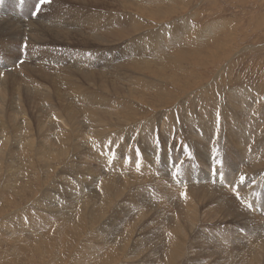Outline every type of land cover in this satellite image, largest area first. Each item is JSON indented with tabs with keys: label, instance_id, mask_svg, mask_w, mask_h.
I'll return each mask as SVG.
<instances>
[{
	"label": "rangeland",
	"instance_id": "374dc122",
	"mask_svg": "<svg viewBox=\"0 0 264 264\" xmlns=\"http://www.w3.org/2000/svg\"><path fill=\"white\" fill-rule=\"evenodd\" d=\"M30 1L31 5L34 0ZM150 1L151 0L127 1L129 3L139 5L141 10L146 8L144 9V11L139 12L140 15L124 11V13H126L130 18L129 24H131L132 22H136L137 25H142V38L148 39L146 40V42L149 43L150 41H152L149 44H159L157 53L158 59L154 54L147 51L146 48L142 46L146 50L145 53H147L149 56H153H150L151 60L147 61L151 64H147L144 61H142L143 63H140L141 67L137 72L138 74L134 77V82L137 83V85L134 82L130 84V90H133L136 87L137 88L135 90L136 94L134 95L133 100L128 102V104H131L132 107L130 106L127 112V117L135 114L132 119H135V122L137 123L153 120L152 122L154 123V129L157 131L156 140H158L157 142L159 144H162L159 145L160 147L158 149V152L156 153V156L158 155L161 160V162L157 161L158 163L153 161L154 157L151 156L148 148L147 150L144 148L140 149L139 151L141 153L140 159L143 161H147L148 156H151L149 159V166L153 165V169H147V172L153 171V173L155 174H152L153 176L145 173L137 175L139 177V180H141V178L143 177L142 180H146V182L149 183L151 182L150 185H148L150 186V188L146 187L149 190L145 188V192L149 193L151 191L149 193L150 204L145 201L147 202V209H139L136 212V214L140 212H149L147 213L148 216H146L143 220L140 219L139 221H134V219H132L133 216H129L127 212H123V208H129L128 206H123L124 204L121 203V197L119 196L110 204L100 203L99 192L97 189H95L99 185H88L89 182L94 180V176L88 175L84 171L79 169H64L68 166L65 164L69 162V158L65 157L62 161L55 160L56 162L51 164L54 169L52 168L49 172L46 173H44V171H47V168L44 167V165H41V167H36V171H33L32 167L28 166L30 165L29 163H27L28 159H26L25 161L27 170H25V167H20V170L16 171V166L18 165V160H16V162L14 161L13 165V173H17L7 174L9 171L6 166L4 167L3 171L0 172V264H76L77 262L79 264H97L98 261L102 264L104 260H107L105 258L106 254L112 253H114L115 255L110 257L111 264H157V260L161 261L166 256V251L168 252L169 256L165 257V259L162 261L163 264L166 260L168 261L167 264H171L170 261L172 260L174 261L173 264H213V262L217 261L218 259L222 260L223 264H247L248 261L246 259L251 257L250 255L253 252L252 249L254 248L251 246L257 244L255 246L259 247L258 244L263 241L261 240V238H264V236L262 235L263 233L259 232L258 235V230L253 224H251L250 220L247 219V221L244 223L242 219L243 217H245L248 210L250 212H252V210H256L255 208L249 207L250 196L252 193V188L254 186L258 185L259 187V185L262 184L264 187V169L251 171L249 170L250 167H246L247 165H243L242 163L236 162L233 159L227 158L225 159V162H223V160H220L223 164H219L218 168L216 166L215 168L218 169L219 172L223 173L225 169L228 173L231 174V177L228 179L226 185L218 184V186L213 184V187L212 184H206L210 181H199V179L194 178V176L192 177L190 170H188V168L192 169L193 167H195V170L197 172L200 171L199 173L202 176L204 174L205 177L207 175L212 176L213 174H208L209 168L207 167L209 164V160L207 161L204 157V163H206V166L204 164L203 167V163L201 162L202 159L196 155L191 154L188 144L183 139L181 140L173 134V145L178 146L179 151L181 152L179 153L176 150L169 151L170 153H172V155L177 154L181 156V158L177 160V163L179 164L175 162L178 166L181 165V168L180 166L178 167L179 169H177L176 167V173H174L172 176L171 174L167 173L169 172V169L167 167L168 163L166 164V162L169 159L165 155L167 151L164 147V141H162V139L160 138L162 131H166L171 127V129L175 133V118L179 123H186L185 120L187 118L195 116L196 114H198L197 112H203L206 108L204 105L207 102L213 105V107L215 108H213L214 111L216 109H219L216 110V113H219L223 108L222 105L231 106V103L234 105V102H239L241 98L247 99V104L252 105L254 108H251L252 106L247 105L248 109L246 108V110L249 111H244V115L241 114V112H238L237 114H235L234 112L232 113L233 116H235L236 118H239L241 116L245 120H250L252 122H257V120L259 119L258 122L260 126H263L262 128H264V0H163L164 2L162 0ZM157 1H160V3H158ZM165 2H167V5ZM158 10L161 11V13L163 14L162 16H150V11L153 12ZM27 11L29 12L30 10L27 9ZM44 11L47 14L49 12L54 14L55 11L59 10L57 6L53 4L49 8H46ZM118 12L120 11L106 10L100 7L92 6L90 7L89 12L86 14L83 29L89 30L90 32H99L105 30L109 28L112 17ZM18 15H21V13L19 14V11ZM136 15L140 16V18H135ZM163 17L165 18L164 20H162L164 22H158L160 21V18ZM151 18L156 19L157 21L152 20ZM184 22H187L188 24L187 30L183 26H180V24ZM189 24L191 28L189 27ZM156 29H158L159 31ZM154 33L157 35L155 36ZM126 40L129 41V39ZM158 40L161 43H157ZM170 40L173 41L171 42ZM17 45L18 42L17 44H15V47ZM54 46L58 47L59 45H53L49 43L43 45L48 54H50L51 49ZM173 46L176 47L173 48ZM196 46H199L201 48H198L194 52H192L195 55L188 56V59L184 60L185 63L183 62V59L179 60L180 55H178V52L182 50V48L185 49V47L190 48ZM142 47L139 51L137 50L138 53H144L142 51ZM16 48H18V46ZM85 48H90L93 52H103L102 50H104L103 47H97L95 45ZM97 48H99L100 50ZM175 52L178 53L175 57L176 59L171 60L170 57ZM160 53H162V55ZM152 59H154L155 61L153 60L152 62ZM159 59L162 61H160ZM177 59L179 61H177ZM19 60L22 59L19 58L15 62V64H17ZM141 60L145 59L142 58ZM158 62H161L159 63L160 65L157 64ZM175 62L177 65L175 64ZM85 63L86 56H80L78 59H75L71 62L70 67L75 69L76 65L81 68L85 65ZM8 70L9 68L5 70L4 74L9 73L20 77L16 70ZM180 72L182 74H180ZM51 73L53 72L51 71ZM185 80L188 81V84ZM42 82V79L36 80V83L39 85H41ZM137 90H139L140 92ZM231 92L232 94L234 92V95L229 97L228 95L231 94ZM158 95H161V97L163 98L162 102L160 103L156 101ZM199 95H203V97L197 99L196 97ZM226 96H228L230 99L227 100V104ZM26 106L31 113V116H29L26 121L30 123L31 131L35 133L32 138L35 141H40L42 139L44 140L46 137V133L44 131H41L40 136L37 135V129L39 128L43 130L46 125L44 113L38 108L37 105H33L30 102H28ZM234 106L236 107V105ZM235 107H231L230 109H234ZM79 120L80 119H78V122ZM16 121H18L17 123L19 126H23L21 125L22 118L16 116ZM260 121H263V125ZM125 126L126 125H119L115 127L113 126L111 127L110 132H117L120 127ZM54 135L55 134H53V132L49 135L47 133V137H50V139L55 138ZM82 136L83 138L80 139L79 145L82 142L81 146H83L82 148L86 151V141L87 138L89 139V137H87L89 135L85 136L82 133ZM84 139L86 140L84 141ZM119 140L122 142V139ZM83 142H85V144ZM199 143L200 145L204 144V142L202 141H200ZM185 145L187 146V148ZM90 148H88V150ZM54 150L58 151V149ZM88 150L86 152L89 153ZM145 150L147 151V153ZM96 151V149H91V153H89V155L86 154L87 156L85 157H82L81 161L82 163L87 165L91 164V167L99 171L100 168H103L102 166L100 167L98 163H100V161H103V159L105 158L104 156H102V154ZM233 151L234 153H236V151L238 150L234 148ZM54 153L55 152L53 151L52 154L54 155ZM238 153H240V151H238ZM182 157H184V159ZM122 158L123 157L120 156L119 159ZM190 158L192 161L195 160L196 163H194L195 161L193 163L190 162ZM197 158L201 160L199 161ZM186 159L189 161H187ZM120 162L118 161V165L116 164L115 167H110V170H107L109 168L108 166L104 168V170H101L104 172L103 175L106 173L107 175L105 174V177L111 176L110 172L113 170V168H115V171H120L119 173L122 174L123 172L119 169L126 163L125 161ZM226 162H228V164ZM175 163L174 165H176ZM197 163H199L200 165ZM230 163L240 164L237 168L239 170L230 169ZM73 164L74 163H72V168L75 167ZM96 164L98 165V167H96ZM225 164L226 167L224 166ZM130 166L132 167L133 165ZM154 166H156L157 168H155ZM169 167H171V165ZM164 168L167 170H165ZM42 169H44L43 172L40 171ZM181 169H184L186 174L184 170L182 172ZM204 169L208 171H205ZM228 169H230V171ZM37 171H39V174H36ZM22 173H27L28 176L24 177ZM176 174L179 178H176ZM189 175L191 176V178L189 177ZM240 175L246 177L243 184L238 183V178ZM153 177L155 179H153ZM163 178L164 180H162ZM194 181H198L199 183L197 182L196 184H194ZM96 182L97 181L95 180L94 183ZM190 182H193V184L191 185ZM185 183H188L190 186L187 184L185 185ZM175 184L177 185L175 186ZM225 187L227 188L225 189ZM157 188H159V190ZM221 189L223 190L221 191ZM237 192L239 193V199L237 198ZM182 193H186L187 197L191 195L193 199L194 196H196L201 200H204L202 207L205 210H202L203 208H197V212L199 213V220L202 221H197L195 226L190 230L191 232L188 234L186 233L188 235L186 242L188 241L190 245L186 244L182 237L178 238V236L176 239H169L164 238V235H162L161 233L164 229L166 220H168V216L175 215L180 210L182 206V199H185V196L182 195ZM256 193H260L259 196L262 197V201L261 203H259V205L262 206V203L264 202V192L261 191ZM199 195H206L207 197H209V199L200 197ZM155 196H157V198H154ZM109 197H113L112 193L109 195ZM162 197L165 198H163L162 200ZM210 198L218 199L219 203L211 204L212 201L210 200ZM145 202H143V204ZM102 205H105V208ZM141 206L143 207V205ZM76 209L82 210L81 213L84 210L85 213H78L76 212ZM111 210H113L114 213ZM115 211L116 213H118L116 214ZM232 212H234V214ZM111 213L113 214V216ZM209 213L220 216L218 219H215L212 215V219H210L211 217L209 216ZM136 214L134 215V217H136ZM222 214L225 215V218H221ZM255 216L258 223L257 227L262 225V227L264 228V215H262V213H255ZM139 222L141 224H139ZM249 223L251 224V226ZM130 224H132V226H130ZM249 228H251V230H249ZM135 231L137 232V234ZM141 233L142 235H140ZM246 233H249V236ZM203 234L204 237L202 238L201 244L196 242L198 237H201L200 235ZM129 235L132 237H130ZM245 236L249 238H246ZM143 240H145V242H143ZM190 241L192 242V244L190 243ZM182 242L184 243V245ZM197 244H200L202 251L196 252L195 256L194 251H196V249L199 247ZM245 244L246 246H248L246 247ZM157 245L159 246L157 247ZM213 246L219 249L218 254H213L211 252ZM45 250L47 253L45 252ZM136 251H139V253ZM91 253H93L94 256ZM190 254H192V258L188 257L190 256ZM242 254H244L245 256ZM149 255L150 258H148ZM102 256L105 259H103ZM240 260L242 261V263L240 262Z\"/></svg>",
	"mask_w": 264,
	"mask_h": 264
},
{
	"label": "bare ground",
	"instance_id": "6f19581e",
	"mask_svg": "<svg viewBox=\"0 0 264 264\" xmlns=\"http://www.w3.org/2000/svg\"><path fill=\"white\" fill-rule=\"evenodd\" d=\"M5 1H6V4L4 8L0 9V55L2 56V59L0 62V73H3V75H0V134H1V137H0V172H2L4 167L6 166L9 171L7 174L13 173V170H14L13 165H14V161L16 162V160H18V165L17 166L15 165L16 171H19L20 167H25V170H27V166H25L26 165L25 161L26 159H28L27 163L30 164L28 166H31L33 171H36L37 169L36 167H41V165H44V167L47 168L46 169L47 171H44V173H46V172H49L53 168L51 164L56 162L55 160L62 161L66 157V158H69L68 159L69 162L65 164L68 166L67 168H64V169H69V170L79 169V170L84 171L88 175L94 176V180L89 182L88 185L90 186L93 184L99 185L95 189H97L99 192L100 203L110 204L111 202L116 200V198L119 196L121 197V200H120L121 203L124 204L123 206H128L129 208V209H125L122 207L123 212L125 213L127 212L129 216H133L132 219H134V221L145 219V217L148 216L147 213L149 212H140L138 214H136V212L139 209L146 210L147 202L150 204L149 193L151 191L147 193L145 192V190L146 189L149 190L146 187L150 188V186L148 185H150L151 182L149 183V182H146V180H142L143 177L141 178V180H139V177L137 175L138 174L141 175V173L150 174V175L154 174L153 171L152 172L149 171L153 169V165L149 166L150 165L149 159L151 156H153L155 159V160L153 159V161L161 162L159 156L158 155L156 156V153L158 152V149L160 147L159 145H162V144H159L157 142L158 140H156L157 131L154 129V126H153L154 123L152 122L153 120L137 123L135 122V119H132L133 116H135V114H132V115L129 114L130 116L127 117V112L129 110V107L130 106L132 107V105L131 104L129 105L128 102L133 100V97L136 94L135 90L137 88L136 87L135 89L130 90V84L134 82V77L138 74L137 72L141 67L140 63H143L142 61H144L147 64H151V63H148L147 61H150L151 60L150 56H153V55L149 56L147 53H145V51L147 50L151 52L157 58L159 44L153 45V44H149L152 41H150L149 43L146 42V40L148 39L142 38L143 37L141 33L142 25L141 26L137 25L136 22H132L131 24H129L130 18L126 13H124V11L128 13L139 14V12L144 11V9L146 8L143 9L142 7L143 10H141L139 5L134 4V3H129L127 2L128 0L127 1L126 0H51L50 3L42 5L38 14L32 17L33 15L32 16L30 15L32 10L29 12L27 11V9L29 8L30 2H31L30 0H27V1L25 0L24 3L21 5L20 10L17 8L14 0H5ZM35 1L37 2V0H34L33 2ZM167 2H165L166 5H167ZM158 3H160V1ZM53 4L57 6L59 11H55L54 14L51 12L47 14L44 10L46 8H49ZM92 6L100 7L106 10H115V11H120V12L114 14V16L112 17L110 21L109 28L99 31V32H90L89 30L83 29V26H84L86 14L89 12L90 7ZM18 11H19V14L21 13V15H18ZM162 15L163 14L161 13L160 10L153 11V12L150 11V16H162ZM135 18H140V16L136 15ZM151 19L157 21L156 19H153V18ZM164 19H165L164 17L160 18V21L158 22H164L162 21ZM127 20H128V24H127ZM180 26H183L184 28H186V30L188 29L187 22L180 24ZM189 27L191 28L190 24H189ZM154 35L156 36L157 34L154 33ZM126 39H129V41ZM125 41H128V42H125ZM17 42L22 46L14 50V44H17ZM47 43L53 44V45H59V46L58 47L54 46L51 49L50 54H48L46 49L43 47V45ZM157 43H161V42H159L158 40ZM25 45H27V47H25ZM92 45H95L97 47L99 46L103 47L104 49L102 50L103 52L101 51L93 52L90 48H85L89 46L91 47ZM142 46H144L146 50ZM81 47H84V48H81ZM107 47H110V48H107ZM141 47L144 53H141V52L138 53ZM174 47L176 46H173V48ZM198 48H201V47L196 46V47H190V48L185 47V49L182 48V50L178 52L179 54L176 53L177 52L176 51L174 54H172L170 58L171 60H174L176 59L175 57L178 54L180 55L179 60L183 59V62H184V60L188 59V56L195 55L192 52H194ZM160 54L162 55V53ZM80 56H86L85 65L81 68H79L76 65H75V69L71 68L70 67L71 62L75 59H78ZM16 57L23 59L22 63L18 62L17 64H15V62L17 61V59H15ZM142 58H144L145 60H141ZM153 60L154 59H152V62ZM179 60L177 59V61ZM159 63L161 62H158L157 64ZM7 68H9V70L11 69L16 70L18 74L20 75V77H18L17 75L9 74V73L4 74ZM50 70L53 73H51ZM180 74L182 73L180 72ZM37 79L43 80L41 85L36 83ZM185 81L188 84V81L187 80ZM181 82H184V81H181ZM135 84L137 85V83ZM233 95H234V92L233 94L231 92V94H229L228 96L231 97ZM228 96H226V104H227V100L229 99ZM200 97H203V95H199L196 98L199 99ZM162 100L163 98L161 97V95H158L156 101L160 103L162 102ZM28 102L32 103L33 105H37L38 108L44 113V116L46 119V125L43 130L39 128L37 129V135L39 136L41 134V131H44L46 133L45 134L46 137L44 140L42 139L40 141L38 140L35 141L32 138V136L35 133L31 131L30 123L26 121V119L29 116H31V113L26 106ZM247 103H248L247 99L241 98L239 102L237 101L234 102V105H236V107L232 103H231V106L222 105L223 108L220 110L219 113H216V110H219V109H216L214 111L215 108L213 107V105L207 102L204 105L206 107L205 110L203 112H197L198 114H196L195 116L189 117L186 120L184 119L186 123L184 122L179 123L177 122V119L175 118V121H174L176 125L175 133L171 129L172 128L171 127L166 131L163 130L161 134V138H160L162 139V141H164V147H165V150L167 151L165 155L169 159L167 160L166 164L168 163L169 166L171 165V167H169L167 164V167L169 169V172L167 173L173 176V174L176 173L175 168L177 167V169H179L178 168L179 166L181 168V165L179 166L177 165L179 164L177 163V160L180 159L181 156L177 154L172 155V153H170L169 151V150H176L179 153L181 152L179 151L178 146L173 145V141H174L172 140L173 134L177 136V138L181 140L183 139L188 144L191 154L196 155L202 159L201 162L203 163V167H204V164L206 166V163H204V160H205L204 157L206 158L207 161L209 160V164L207 167L209 168V171L204 169L205 171H208V174H213L212 170L213 168H215V166L218 168L219 164H215L214 162L215 160H223V162H225V159L227 158L233 159L236 162H240L243 165L244 164L247 165L246 167H250L249 170L251 171L258 170V169H264V128H262L263 126L262 127L260 126L258 122L259 119L257 120V122L254 121L255 122L254 123L250 120H245L241 116L239 118H236L232 114L234 112L235 114H237L238 112H241V114L244 115V111H249V110H246L247 105H249ZM249 106H252V105H249ZM231 107L232 108L235 107V108L230 109ZM251 108H254V107L252 106ZM16 116L22 118L21 125L23 126L18 125L17 123L18 121H16ZM78 119H80L79 122H78ZM119 125H126V126L120 127L117 132H114V133H111L112 131L110 132L111 127L113 126L115 127ZM83 129H84V132H83ZM52 132L53 134H55L54 135L55 138L50 139V137H47V133L49 135ZM82 133L85 136L89 135L87 136L89 137V139L87 138V141H86L87 150L88 148L91 147L88 150L89 153H91V149H94V150L96 149L100 154H102V156H104L105 159H103V161H100V163H98V165L100 167L102 166L103 169L100 168V170L98 171L97 169H94L93 167H91L90 166L91 164L87 165V164L82 163L81 158L89 155V153L86 152L87 150L85 151L82 148L83 147L81 146L82 142L79 145L80 139L83 138ZM119 139H122V142ZM85 140L86 139H84V141ZM200 141L204 142V144L200 145L199 143ZM83 143L85 144V142ZM60 147H63V148H60ZM144 148L146 150L148 148L149 152L151 153V156H148L147 161H143L140 159V156H141L140 152H139V156L137 155V150L140 151V149H144ZM234 148L240 151V153H238V151L234 153L233 151ZM54 149H58V151L57 150L55 151ZM53 151L55 152L54 155L52 154ZM113 154L115 156L114 159H113ZM120 156H122L123 158L119 159ZM182 158L184 159V157ZM199 158L197 159L200 161L201 159ZM118 161L119 162L125 161L126 163L119 169L123 172L122 173L123 175L119 173L120 171H115V168H113L111 172L109 171L111 176L105 177L107 174L105 173L106 175L104 174L105 175L104 176L103 175L104 172L101 170H104V168H106L107 166L109 167L107 170H110V167L112 168V167H115L116 164L118 165L117 163ZM194 161H192L190 158V162L193 163ZM72 163H74L73 164L75 166L74 168H72ZM131 163H134V164H131ZM174 163L176 165H174ZM194 163H196V161ZM226 163L228 164V162ZM98 165L96 167H98ZM130 165H133V166L131 167ZM190 165H195V164H190ZM239 165L240 164L230 163L229 166H230V169L235 170L239 167ZM224 166L226 167V164ZM154 167L157 168L156 166ZM147 169H149L148 170L149 172H147ZM220 169H223V168H220ZM230 169L228 170L230 171ZM43 170L44 169L40 171L43 172ZM188 170H190L192 177L194 176V178L199 179V181L200 180L210 181L209 183H206V184H212V185L213 184L226 185L228 179L231 177V174L227 172L224 174L226 179L222 181L221 177L218 174L216 175L213 174L212 176L207 175L205 177L204 176L205 174L202 176L199 173L200 171L197 172L195 170V167H193L192 169L188 168ZM224 171L226 170L224 169ZM22 174L24 177L28 176L27 173H22ZM36 174H39V171H37ZM154 177L153 179H155ZM189 177L191 178L190 175ZM0 178H1V173H0ZM176 178H179L177 174H176ZM95 180L97 181L96 183H94ZM162 180H164V178ZM184 182H187V181H184ZM197 182H195L194 184H196ZM177 184H175V186ZM186 184L189 185L188 183H185V185ZM190 184L192 185L193 182L192 183L190 182ZM226 188L227 187H225V189ZM157 189L159 190V188ZM222 190L223 189H221V191ZM261 191L264 192V187L262 184H260L259 187L257 185L252 188V193L250 196V205L252 208H255L256 210H252V212L248 210V212L246 213L245 217H243L242 220L244 223L247 221V219L250 220L251 224H253L255 228L258 230L257 234L259 235V232H261L263 233L262 235L264 236V228L262 227V225L257 227L258 223H257V219L255 216V213L257 214L262 213V215H264V202L262 203V206L259 205V203H261L262 201L261 200L262 197L259 196L260 193L259 194L256 193V192H261ZM111 193L113 195L112 198L109 197ZM200 197L209 199V197H207L206 195H203ZM154 198H157V196H155ZM163 198L165 197H162V200ZM210 200L212 201L211 204L219 203L218 199L210 198ZM203 201L204 200H201L199 197H196V196H194V199H193L191 195L185 199H182V206L180 210L175 215L168 216V220H166L165 222L164 229L161 232L162 235H164V238L176 239L179 236L178 238L182 237L184 239V242H186L187 237H188L187 234L191 232L190 230L192 229V227L195 226L197 221H202V220H199V213L197 212V208L199 209L203 208L202 207ZM143 202H145L144 203L145 205L143 204ZM141 205H143V207ZM118 209H121V208H118ZM202 210H205V209L203 208ZM81 211L82 210L80 209H76V212L78 213H81ZM83 212L85 213L84 210ZM234 212L232 213L234 214ZM135 214H136V217H134ZM212 215L214 216L215 219H218L220 216V215L217 216V215L209 213V216L211 217L210 219H212ZM221 218H225V215L222 214ZM139 224L141 223L139 222ZM130 226H132V224H130ZM251 228H249V230H251ZM120 229H124V228H120ZM140 235H142V233ZM247 235L249 236V233ZM200 236L201 237H198L196 242L201 244L204 234ZM246 238H249V237H246ZM261 240L263 241L260 244H258L259 247L255 246L257 244L255 245L253 244L254 246H251L254 248L253 249L251 248L253 252L250 255L251 257H249L250 259L249 258L246 259L248 261L247 264H264V238H261ZM143 242H145V240H143ZM190 243L192 244L191 241ZM186 244L190 245L188 241L186 242ZM200 244H197L199 247L196 249V251H194L195 256H196V252L202 251ZM158 246L159 245H157V247ZM92 250H95V249H92ZM136 252L139 253V251H136ZM211 252L213 254H218L219 249L213 246ZM91 254L93 255V253ZM165 254H166L165 257L169 256L167 251L165 252ZM114 255H115L114 253L106 254L105 258L107 260H104L105 262L102 260L103 261L102 264H111L110 257ZM191 255L192 254H190V256L188 257L192 258ZM165 257L163 258V260L165 259ZM148 258H150V255ZM163 260L161 261L157 260L156 263L163 264L162 262ZM241 260L240 262L242 263ZM98 262L97 264H101L100 262L99 263ZM167 263L168 261L166 260L164 264H167ZM170 263L173 264L174 261L172 260L170 261ZM213 264H223V262L222 260L218 259L217 261L213 262Z\"/></svg>",
	"mask_w": 264,
	"mask_h": 264
},
{
	"label": "snow or ice",
	"instance_id": "6c2138e0",
	"mask_svg": "<svg viewBox=\"0 0 264 264\" xmlns=\"http://www.w3.org/2000/svg\"><path fill=\"white\" fill-rule=\"evenodd\" d=\"M51 0H38V2L34 5L35 11L32 13L33 15H37L41 6L47 3H50ZM3 3V0H0V4ZM20 3L23 4V0H20ZM25 47H27V45H25ZM0 75H3V73H0ZM137 155L139 156V150H137ZM115 158L114 154H113V159ZM111 162V161H110ZM215 164H221L222 165V161L220 160H215L214 161ZM213 174H219V176L221 177V180L223 181L224 179H226L225 175L223 172H219L218 169L213 168ZM246 177L243 175H240L238 178V183L239 184H243L245 182ZM182 195L185 196V198H187L186 193H182ZM237 198L239 199V193L237 192ZM249 207H251V205H249Z\"/></svg>",
	"mask_w": 264,
	"mask_h": 264
}]
</instances>
